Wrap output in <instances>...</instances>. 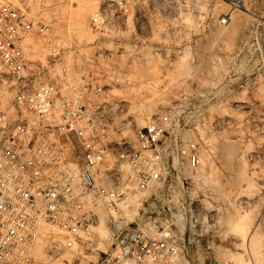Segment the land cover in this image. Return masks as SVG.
Returning <instances> with one entry per match:
<instances>
[{"label":"built area","instance_id":"1","mask_svg":"<svg viewBox=\"0 0 264 264\" xmlns=\"http://www.w3.org/2000/svg\"><path fill=\"white\" fill-rule=\"evenodd\" d=\"M108 1L91 18L92 27L108 32L122 25L130 42L127 60L141 64L149 52L168 56L176 42L192 39L197 28L210 33L215 20L229 25L247 2L221 0L228 7L214 17L200 9V0ZM254 19L252 40L224 61L232 70L251 62L256 80L264 81L257 36L262 22ZM43 30L20 8L0 0V81L15 90L11 108L0 100V264H53L61 256L64 264H75L88 248L100 255L88 264H213L201 261L200 253L196 260L188 257L187 248L202 239L223 240L220 202L204 206L173 190L158 213L142 207L148 198L161 196L174 172L202 165L198 141L171 137L180 126L183 105L154 115L135 130L133 142L111 140L122 106L105 85L82 76L71 86L72 94L64 95L57 81L41 82L46 66L30 58L33 47L27 39ZM153 34L167 36L168 43L148 44ZM102 218L106 238L96 230ZM43 224L58 231L48 238L47 260L33 251ZM101 243L108 249H101Z\"/></svg>","mask_w":264,"mask_h":264},{"label":"rangeland","instance_id":"2","mask_svg":"<svg viewBox=\"0 0 264 264\" xmlns=\"http://www.w3.org/2000/svg\"><path fill=\"white\" fill-rule=\"evenodd\" d=\"M97 1L95 11L94 0H6L44 27L40 34L27 39L33 47L30 58L46 66L41 82L53 79L62 94L71 95V86L81 82L82 76L90 82L96 79L109 89L110 98L121 104L122 111L110 132L111 140L133 142L135 130L150 122L154 115L176 104L183 105L180 126L171 137L198 141L202 165L195 170L184 167L174 172L161 196L148 198L142 207L146 212L158 213L173 190L185 199L190 196L199 199L204 206L220 202L223 240L194 241L188 245V257L196 260V254L200 253L201 261L216 264L229 260L235 264L234 259L225 255L228 251L243 254L249 258V264H264V89L255 91L264 81L256 80L251 62L245 61L232 70L224 61V57L252 40L254 18L262 22L257 36L264 54V0H247L248 12L237 11L229 25H219L215 20L210 33L197 28L192 39L189 36L188 41L176 42L168 56L149 52V59L143 64L128 62L126 50L130 49V42L122 25L116 24L108 32L92 27L91 18L109 2ZM227 7L221 0H212L210 5L200 0V9L214 17ZM78 17L82 19L79 26ZM168 41L167 36L160 34L149 35L147 40L148 44ZM52 51L57 55L50 56ZM229 87L235 91L231 92ZM14 94L9 83L3 87L0 81V100L4 106L11 108ZM223 145L231 147L226 157L219 150ZM240 217L246 224H241ZM234 219L239 221L237 225H243V231ZM233 225L245 236L235 235ZM43 229L47 231V240L58 235L56 229L46 224L41 226L39 235ZM37 244L34 254L49 259L50 253H37ZM103 245L100 248L104 250ZM208 245L214 249H208ZM85 255L87 259H74L73 263L88 264V260L100 258L91 248ZM63 258H54L53 264H64Z\"/></svg>","mask_w":264,"mask_h":264},{"label":"bare ground","instance_id":"3","mask_svg":"<svg viewBox=\"0 0 264 264\" xmlns=\"http://www.w3.org/2000/svg\"><path fill=\"white\" fill-rule=\"evenodd\" d=\"M94 2H95V7H94V10L96 11L97 10V7H98V4H99V1H97V0H94ZM242 12L243 13H247L248 12V10H247V8L245 7V8H242ZM81 23H82V19H81V17H78V19H77V24H78V26L79 25H81ZM232 23V22H231ZM128 126H126V128H127ZM129 128V127H128ZM127 128V129H128ZM124 129L125 128H123V131H124ZM118 132V131H117ZM119 132H120V130H119ZM129 133H131V131L129 132ZM118 134V133H117ZM116 135V134H115ZM119 135V134H118ZM121 135V134H120ZM125 136L127 137L128 136V134H125ZM224 136V135H223ZM115 137V136H114ZM129 137V136H128ZM121 140V139H120ZM226 143V142H225ZM225 143H221V145L222 144H225ZM229 144V143H228ZM228 144H226V145H228ZM226 145H223L222 147H221V149H219L220 151H221V155H224V157H226L229 153H230V151H231V147L230 146H226ZM233 152V151H232ZM220 155V156H221ZM223 157V158H224ZM229 157V156H228ZM222 159V158H221ZM223 160H225V159H223ZM229 162V161H228ZM227 162V163H228ZM232 182V181H231ZM230 182V183H231ZM227 183H228V181H227ZM231 184H233V183H231ZM234 220H236L235 221V225H237V222H239L240 220H241V217L239 218V221H237V219H234ZM232 221V220H231ZM241 221H243V220H241ZM242 223H244V224H246L245 223V221H243V222H241V224ZM240 223L238 224V225H240V231L242 230L241 228V226H243V225H241ZM43 225H45V224H43ZM237 225V226H238ZM233 228V231L235 232V235H238V236H240L241 237V235L244 233H240V231L236 228V229H234V225L232 226ZM236 227V226H235ZM244 228V227H243ZM55 229V228H54ZM57 230V229H56ZM96 230H97V232L100 234V236L102 237V238H106L107 237V235H108V231H107V228H106V225H105V222H104V218H102V220H101V222H100V224H99V226L96 228ZM243 231V230H242ZM46 232L47 231H45L44 229L43 230H41L40 231V235L38 236V239H37V245H36V251H37V253H42V254H44V255H46V254H49L50 253V250H49V248H48V243H46L45 241H48L47 240V234H46ZM255 233V232H254ZM254 235V234H253ZM243 236H245V234L244 235H242V237ZM250 236V235H249ZM247 237H248V235H247ZM251 237V236H250ZM253 237V236H252ZM249 239V238H248ZM256 239V238H255ZM243 240H245V237H244V239ZM252 241H253V239H252ZM41 242V243H40ZM258 242V241H257ZM104 245H103V247H104V250H107V244L106 243H103ZM253 244H254V242H253ZM101 246V245H100ZM237 246V245H236ZM253 249V248H252ZM251 250V249H250ZM254 252V251H253ZM252 253V252H251ZM225 255L227 256V258H231V259H234L236 262H234L235 264H249V258H246V257H244V255L242 254H240V253H229L228 251H226L225 252ZM257 254H255L254 256H256ZM259 262V261H258Z\"/></svg>","mask_w":264,"mask_h":264}]
</instances>
